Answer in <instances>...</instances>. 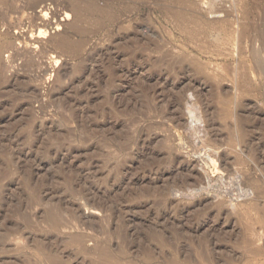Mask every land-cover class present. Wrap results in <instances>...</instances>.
I'll return each instance as SVG.
<instances>
[{
  "label": "rangeland",
  "instance_id": "1",
  "mask_svg": "<svg viewBox=\"0 0 264 264\" xmlns=\"http://www.w3.org/2000/svg\"><path fill=\"white\" fill-rule=\"evenodd\" d=\"M0 8V264H264V0Z\"/></svg>",
  "mask_w": 264,
  "mask_h": 264
},
{
  "label": "bare ground",
  "instance_id": "2",
  "mask_svg": "<svg viewBox=\"0 0 264 264\" xmlns=\"http://www.w3.org/2000/svg\"><path fill=\"white\" fill-rule=\"evenodd\" d=\"M4 3V2H3ZM2 4V3H1ZM5 5V4H4ZM1 9V8H0ZM72 11V10H71ZM3 12V11H2ZM5 12V11H4ZM216 12V11H215ZM3 15H4V13H3ZM67 19V18H66ZM72 25V24H71ZM2 48V47H1ZM2 53V52H1ZM18 59V58H17ZM23 67V66H22Z\"/></svg>",
  "mask_w": 264,
  "mask_h": 264
}]
</instances>
